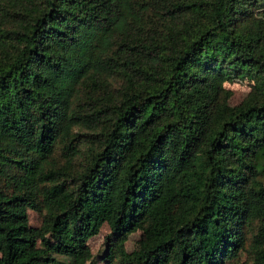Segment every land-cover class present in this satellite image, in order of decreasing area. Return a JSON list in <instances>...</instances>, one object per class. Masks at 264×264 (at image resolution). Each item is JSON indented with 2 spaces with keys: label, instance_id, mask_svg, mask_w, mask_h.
I'll list each match as a JSON object with an SVG mask.
<instances>
[{
  "label": "trees",
  "instance_id": "1",
  "mask_svg": "<svg viewBox=\"0 0 264 264\" xmlns=\"http://www.w3.org/2000/svg\"><path fill=\"white\" fill-rule=\"evenodd\" d=\"M104 225L109 263L264 264V0H0V264Z\"/></svg>",
  "mask_w": 264,
  "mask_h": 264
},
{
  "label": "rangeland",
  "instance_id": "2",
  "mask_svg": "<svg viewBox=\"0 0 264 264\" xmlns=\"http://www.w3.org/2000/svg\"><path fill=\"white\" fill-rule=\"evenodd\" d=\"M118 83L115 80H111V87L117 88ZM224 87L226 91L228 92V103L231 106H236L249 94L251 90V86L249 81L245 79H235L230 82H227L224 84ZM74 133L81 134V138H79L80 141L85 142L86 135L88 134L87 130H75ZM83 145V144H82ZM61 146L57 149L56 152V160L59 161L58 163L62 165L63 161L61 159ZM84 163L83 158H79L75 161L74 164V170L77 171L81 168L82 164ZM27 215H28V225L32 228H39L42 225V217L43 213H38L33 210L27 209ZM110 236V230L107 225H104L99 234L93 236L88 241V248L90 251L91 256L93 259L89 261L86 264H116V262H107L105 261L107 259V252L109 250L108 245L111 243L110 239L108 241V238ZM141 238V232H136L133 234H130L125 243H124V250L128 253L134 251L137 247V242ZM248 244V243H247ZM58 262L61 264H68V261L64 259L63 257H56ZM250 261V254L248 251H242L239 253L238 257L232 261H229L227 264H243L245 262Z\"/></svg>",
  "mask_w": 264,
  "mask_h": 264
}]
</instances>
